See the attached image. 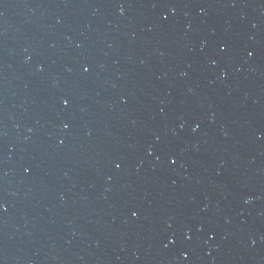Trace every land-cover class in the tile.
<instances>
[{
	"label": "water",
	"instance_id": "1",
	"mask_svg": "<svg viewBox=\"0 0 264 264\" xmlns=\"http://www.w3.org/2000/svg\"><path fill=\"white\" fill-rule=\"evenodd\" d=\"M0 264H264V0H0Z\"/></svg>",
	"mask_w": 264,
	"mask_h": 264
}]
</instances>
